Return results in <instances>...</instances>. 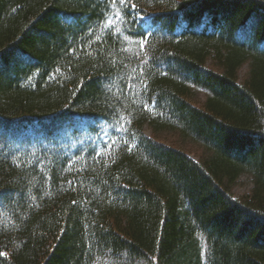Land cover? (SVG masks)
I'll list each match as a JSON object with an SVG mask.
<instances>
[{
  "label": "trees",
  "instance_id": "obj_1",
  "mask_svg": "<svg viewBox=\"0 0 264 264\" xmlns=\"http://www.w3.org/2000/svg\"><path fill=\"white\" fill-rule=\"evenodd\" d=\"M0 252L264 264V0H0Z\"/></svg>",
  "mask_w": 264,
  "mask_h": 264
},
{
  "label": "rangeland",
  "instance_id": "obj_2",
  "mask_svg": "<svg viewBox=\"0 0 264 264\" xmlns=\"http://www.w3.org/2000/svg\"><path fill=\"white\" fill-rule=\"evenodd\" d=\"M246 70H247V66L243 65L241 67V69L239 70V78L240 79H242L244 77V75L246 73ZM201 99H202V94H199L197 100L201 101ZM144 132H145L146 135L153 136L152 133H151V130L147 126H144ZM161 137L168 144H173V145H176V146L177 145H183V147H185L186 150L190 151V155L194 159H197L198 158V154L201 152V148H199L198 145L189 144V143H185V145H184V143H180L181 141H179L178 138L172 133L163 134ZM251 188H252L251 178L248 175L243 174L237 179V182H236V184L234 185V187L232 189L233 195H234L235 198H239L242 195L247 194L250 191Z\"/></svg>",
  "mask_w": 264,
  "mask_h": 264
},
{
  "label": "snow or ice",
  "instance_id": "obj_3",
  "mask_svg": "<svg viewBox=\"0 0 264 264\" xmlns=\"http://www.w3.org/2000/svg\"><path fill=\"white\" fill-rule=\"evenodd\" d=\"M110 3L112 5H116L117 3H119L121 5H125L126 6L128 4V0H110ZM133 7H134V5H133ZM120 15H121L120 12H118V11L117 12H114V14L112 16H109L106 19V21L103 24V27L104 28H114L115 31L117 33H119L120 29L119 28H115V25H116L117 21L119 20ZM143 47H144V45H143V43H141L140 44V48L143 49ZM145 107H147V105H145ZM116 130L118 132H124L125 131V129L123 128L122 125L120 127H118ZM112 143H116V141H112ZM110 146H111V144H109V147ZM131 148H132V145H129V150H131ZM68 183L71 184L72 182L71 181H68ZM73 203H75V201ZM3 255H4V253L3 252H0V256H3Z\"/></svg>",
  "mask_w": 264,
  "mask_h": 264
}]
</instances>
